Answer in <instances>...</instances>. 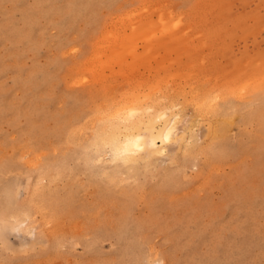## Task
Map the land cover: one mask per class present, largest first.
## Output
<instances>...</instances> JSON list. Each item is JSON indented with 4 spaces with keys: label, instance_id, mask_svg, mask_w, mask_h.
I'll return each mask as SVG.
<instances>
[{
    "label": "rangeland",
    "instance_id": "rangeland-1",
    "mask_svg": "<svg viewBox=\"0 0 264 264\" xmlns=\"http://www.w3.org/2000/svg\"><path fill=\"white\" fill-rule=\"evenodd\" d=\"M0 264H264V0H0Z\"/></svg>",
    "mask_w": 264,
    "mask_h": 264
},
{
    "label": "bare ground",
    "instance_id": "bare-ground-1",
    "mask_svg": "<svg viewBox=\"0 0 264 264\" xmlns=\"http://www.w3.org/2000/svg\"><path fill=\"white\" fill-rule=\"evenodd\" d=\"M97 46V45H96ZM113 46H114V44H113ZM99 64V63H98ZM130 94V93H129ZM132 94H133V92H132ZM172 94V93H171ZM131 95V94H130ZM128 96V97H131V96ZM136 94H134L133 96H135ZM165 95V94H164ZM197 95V94H196ZM199 95V94H198ZM198 95H197V97H198ZM205 95V94H204ZM207 96V95H206ZM205 96V97H206ZM136 97V98H135ZM134 97V99L135 100H137V99H139V101H133V103H126V104H124V106L123 107H121L119 110H116V108H115V113L114 114H110L111 112H113V111H111V112H108L111 116H113V117H117L118 118V116L120 117V115H123V114H121V113H125V116H127V119L126 120H129V117L131 118L130 120H129V122L128 121H124V123L125 122H127L126 124H123L122 126H123V128H121V127H112V129L111 128H109L111 131L110 132H108V134L105 136V137H103V139L101 140V139H99V141L101 140L102 141V144H104V145H107L108 147H109V151H110V157L111 158H114V159H116V160H119V158H132L131 160H133V158H135V157H138V156H142L143 154H146V156L148 155V154H154V153H158V152H160V151H163L164 150V147H165V144H166V141H168V140H170L171 141V139L172 138H174V139H172V140H175V139H177V140H180V142H181V140H183L184 139V136L183 135H178V134H180L179 132H178V129H180L178 126H177V121H176V114L175 113H172V110H171V112H169V109L168 110H165V109H160L161 110V113H160V111H156L157 109V107H158V105H159V103H157L158 105H155V106H157L156 108H155V106L153 105L152 106V104H150V102H145V103H147V104H149V105H147V104H145V105H147V106H149L150 108L152 107V109L153 110H150L149 109V112L150 111H152V113H153V111H156V112H159V116H158V118L161 120V123H160V125L158 126H156V124L155 123H157V122H155V120H154V117L155 116H157V113H153V114H148V115H150V116H148L149 118H147V120H146V122L147 123H145L146 124V130L144 131V130H142V124H143V121H145V120H143V119H141V116H139V115H136L137 113H139V112H137V109H139L140 107H141V109L144 107V105L142 104L143 102H144V100L146 101L147 100V97L146 96H143V97H146V98H144L143 99V101H142V103L140 102L141 101V99L143 98H140V97H138V96H135ZM138 97V98H137ZM155 97V96H154ZM200 97V96H199ZM149 98V97H148ZM193 98V97H192ZM130 99V98H129ZM166 99H167V97H166ZM210 100V99H209ZM208 99H207V101H209ZM123 101H125V100H123ZM148 101V100H147ZM149 101H150V99H149ZM186 101V100H185ZM188 101V100H187ZM190 101V100H189ZM135 102V103H134ZM152 102V101H151ZM171 102V101H170ZM210 102V101H209ZM212 103H213V101H211ZM121 103H123V102H121ZM136 103H138L137 104V106L135 105ZM140 103V104H139ZM153 103V102H152ZM155 103V102H154ZM172 103V102H171ZM185 104V103H184ZM214 104V103H213ZM117 105V104H116ZM120 105V104H119ZM151 105V106H150ZM162 105V104H161ZM160 105V106H161ZM215 105V104H214ZM112 106V105H111ZM110 106V107H111ZM143 106V107H142ZM147 106H145V109H147L146 107ZM159 106V107H160ZM163 106H164V103H163ZM166 106V105H165ZM168 106V105H167ZM171 106V105H170ZM209 106H211V105H209ZM110 107H108V108H110ZM114 107V106H113ZM138 107V108H137ZM190 107V106H189ZM161 108H165V107H161ZM168 108V107H167ZM182 108H183V106H182ZM215 108V107H214ZM217 108H218V106H217ZM172 109H173V106H172ZM196 109V108H195ZM207 109V108H206ZM206 109H205V111H206ZM111 110V109H110ZM143 110V109H142ZM174 110V109H173ZM219 110H221V109H219ZM103 111V110H102ZM105 111V110H104ZM109 111V110H108ZM141 111V110H140ZM163 111V112H162ZM175 111V110H174ZM177 111V110H176ZM211 111H213L212 109H211ZM223 111V110H222ZM148 111H146V113H147ZM204 112V111H203ZM214 112H217V111H213V113ZM142 113V112H141ZM144 113H145V111H144ZM199 113H200V110H199ZM207 113V112H206ZM105 114H106V112H105ZM178 115H179V113H177ZM182 114V113H181ZM202 114H204V113H202ZM136 115V116H135ZM146 115V114H145ZM155 115V116H154ZM177 115V116H178ZM209 115V114H208ZM105 116V115H104ZM111 116H106V117H111ZM124 116V117H125ZM135 116V117H134ZM106 117H104L105 119H106ZM123 117V116H122ZM140 117V118H139ZM144 117V116H143ZM212 117V116H211ZM213 117H215V116H213ZM145 118H146V116H145ZM180 118V117H179ZM178 118V119H179ZM192 118H194V117H192ZM199 118V117H198ZM201 118H204V116L203 117H201ZM209 118V117H208ZM109 119V118H108ZM181 119H183L182 118V116H181ZM211 119V118H210ZM102 120V119H101ZM104 120V119H103ZM197 120V119H196ZM223 120V119H222ZM111 121V120H110ZM207 121H208V119H207ZM112 122H114V120L112 121ZM122 122V121H121ZM210 122V121H209ZM104 124H105V121L103 122ZM108 123V122H107ZM116 123H117V121H116ZM179 123V122H178ZM191 123H193L192 121H191ZM198 123V122H197ZM103 125V124H102ZM106 125V124H105ZM104 125V126H105ZM111 125H114V124H112V123H110L109 124V126H111ZM121 125V124H120ZM214 125V124H213ZM220 125V124H219ZM103 126V127H104ZM199 126V125H198ZM218 126V125H217ZM102 127V128H103ZM107 127H108V125H107ZM106 127V129L104 130V131H106L108 128ZM150 127H152V129L150 128ZM197 127V126H196ZM147 128H149L150 129V132L151 131H153L151 134H148L146 131H147ZM213 128H216V126H214V127H212V132L213 131H215V129H213ZM103 130V129H102ZM187 130H189V128L187 129ZM190 130H192V128L190 129ZM189 130V131H190ZM107 132V131H106ZM149 132V131H148ZM182 133L183 132H185V131H181ZM192 132H193V130H192ZM186 133H188V132H186ZM102 137V136H101ZM189 137H190V135H189ZM188 138V137H187ZM94 140V139H93ZM100 141V142H101ZM176 141V140H175ZM184 141H185V139H184ZM177 142V141H176ZM183 144H184V142H182ZM185 144H186V141H185ZM95 145H96V143H95ZM187 145V144H186ZM106 147V146H105ZM105 147H103V148H105ZM184 147V146H183ZM102 148V147H101ZM166 148H167V146H166ZM187 148V147H186ZM185 148V149H186ZM107 149V148H106ZM183 150V149H182ZM181 150V151H182ZM184 151V150H183ZM103 152H105V151H103ZM186 152V151H185ZM187 152H188V150H187ZM159 155V154H158ZM100 156V155H99ZM149 156V155H148ZM100 158V157H99ZM98 158V159H99ZM102 158V157H101ZM118 158V159H117ZM96 159V158H95ZM94 160V159H93ZM100 160V159H99ZM116 160L115 161H113V163H115L116 162ZM124 160V159H123ZM136 160V159H135ZM142 160H143V158H142ZM145 160V159H144ZM143 160V161H144ZM103 161V160H102ZM129 162V161H128ZM138 162H139V160H138ZM103 164V163H102Z\"/></svg>",
    "mask_w": 264,
    "mask_h": 264
}]
</instances>
